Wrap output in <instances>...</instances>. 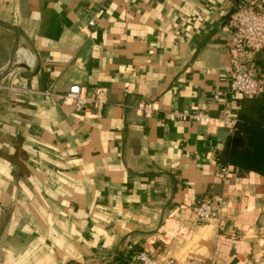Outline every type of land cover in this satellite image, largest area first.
<instances>
[{
    "label": "crops",
    "instance_id": "1",
    "mask_svg": "<svg viewBox=\"0 0 264 264\" xmlns=\"http://www.w3.org/2000/svg\"><path fill=\"white\" fill-rule=\"evenodd\" d=\"M241 3L0 0L20 33L14 62L28 66L0 85V264H131L140 251L264 264V177L234 166L223 177L232 132L171 115L237 121L251 108L230 89L227 19ZM15 40L0 27V72ZM248 63L264 80V54ZM73 85L105 91L100 114L57 100ZM205 196L220 229L192 210Z\"/></svg>",
    "mask_w": 264,
    "mask_h": 264
},
{
    "label": "built area",
    "instance_id": "2",
    "mask_svg": "<svg viewBox=\"0 0 264 264\" xmlns=\"http://www.w3.org/2000/svg\"><path fill=\"white\" fill-rule=\"evenodd\" d=\"M93 21L89 22L92 26ZM227 24L231 30V50L233 55V68L230 73V89L240 94L246 100L258 99L264 96V80L256 76L248 61L252 56L264 54V7L256 0H242L241 5L229 14ZM57 100L63 104H71L75 110L83 111L93 106L96 114H100L107 98L105 91L96 88L91 94L79 85H73L64 95H56ZM139 109L149 116L155 109L147 104H140ZM173 118L185 122H195L204 126H224L232 133L237 121L228 116L214 118L204 112L191 113L189 111H174ZM227 166H220L223 177L227 175ZM198 221L202 224H212L220 229L225 220L223 210L214 208L209 197L199 198L192 208ZM131 264H177L174 259L159 260L156 256L140 251Z\"/></svg>",
    "mask_w": 264,
    "mask_h": 264
},
{
    "label": "trees",
    "instance_id": "3",
    "mask_svg": "<svg viewBox=\"0 0 264 264\" xmlns=\"http://www.w3.org/2000/svg\"><path fill=\"white\" fill-rule=\"evenodd\" d=\"M253 100L250 109L240 112L235 130L217 161L222 166H234L243 173L264 177V96Z\"/></svg>",
    "mask_w": 264,
    "mask_h": 264
},
{
    "label": "water",
    "instance_id": "4",
    "mask_svg": "<svg viewBox=\"0 0 264 264\" xmlns=\"http://www.w3.org/2000/svg\"><path fill=\"white\" fill-rule=\"evenodd\" d=\"M0 27L5 29V30L11 31L15 35V38H16L15 44H16L17 40L20 39V33L15 28H13L12 26H10L4 22H1V21H0ZM24 51L27 53L26 50H24ZM14 57H15V55L13 53L12 60H11L10 64H8V66L0 72V85L7 77L12 75L15 71H17L19 69L28 68L27 64L25 63V60L19 61L17 64H15Z\"/></svg>",
    "mask_w": 264,
    "mask_h": 264
},
{
    "label": "bare ground",
    "instance_id": "5",
    "mask_svg": "<svg viewBox=\"0 0 264 264\" xmlns=\"http://www.w3.org/2000/svg\"><path fill=\"white\" fill-rule=\"evenodd\" d=\"M20 46V40L18 39L17 40V42H16V44H15V47H14V51H13V53H14V55L16 56V50L18 49V47ZM26 54H27V57H28V59H29V55H28V53H26L25 51H23L22 50V52H20V55L19 56H21V57H24V56H26ZM19 60V59H18ZM21 61V60H20ZM29 60H27V62H28Z\"/></svg>",
    "mask_w": 264,
    "mask_h": 264
}]
</instances>
